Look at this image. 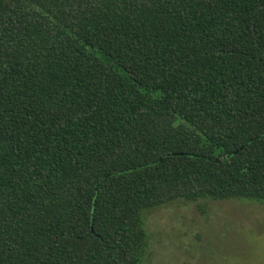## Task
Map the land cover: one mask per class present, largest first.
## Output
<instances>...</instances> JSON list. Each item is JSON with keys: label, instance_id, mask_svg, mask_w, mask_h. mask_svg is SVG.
Here are the masks:
<instances>
[{"label": "trees", "instance_id": "obj_1", "mask_svg": "<svg viewBox=\"0 0 264 264\" xmlns=\"http://www.w3.org/2000/svg\"><path fill=\"white\" fill-rule=\"evenodd\" d=\"M175 198L264 202V0H0V264H138Z\"/></svg>", "mask_w": 264, "mask_h": 264}, {"label": "rangeland", "instance_id": "obj_2", "mask_svg": "<svg viewBox=\"0 0 264 264\" xmlns=\"http://www.w3.org/2000/svg\"><path fill=\"white\" fill-rule=\"evenodd\" d=\"M141 218L138 264H264V202L175 198Z\"/></svg>", "mask_w": 264, "mask_h": 264}]
</instances>
